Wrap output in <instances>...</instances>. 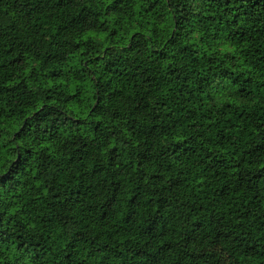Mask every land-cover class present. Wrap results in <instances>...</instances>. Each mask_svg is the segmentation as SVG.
Listing matches in <instances>:
<instances>
[{
  "label": "trees",
  "instance_id": "1",
  "mask_svg": "<svg viewBox=\"0 0 264 264\" xmlns=\"http://www.w3.org/2000/svg\"><path fill=\"white\" fill-rule=\"evenodd\" d=\"M0 264H264V0H0Z\"/></svg>",
  "mask_w": 264,
  "mask_h": 264
}]
</instances>
